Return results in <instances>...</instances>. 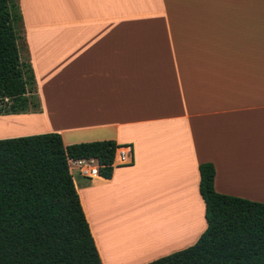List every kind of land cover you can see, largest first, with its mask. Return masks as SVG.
I'll list each match as a JSON object with an SVG mask.
<instances>
[{
  "label": "crops",
  "instance_id": "obj_1",
  "mask_svg": "<svg viewBox=\"0 0 264 264\" xmlns=\"http://www.w3.org/2000/svg\"><path fill=\"white\" fill-rule=\"evenodd\" d=\"M19 7L39 111L0 116L11 129L0 140L55 133L64 146L131 149L110 179H74L69 162L102 264H148L196 243L201 164L214 167L216 193L264 204V0ZM138 213L152 220L142 232L151 239L124 257Z\"/></svg>",
  "mask_w": 264,
  "mask_h": 264
},
{
  "label": "trees",
  "instance_id": "obj_2",
  "mask_svg": "<svg viewBox=\"0 0 264 264\" xmlns=\"http://www.w3.org/2000/svg\"><path fill=\"white\" fill-rule=\"evenodd\" d=\"M21 51L27 53L19 0H0V116L39 111ZM117 147L64 146L55 133L1 139L0 264H102L69 162L95 161L98 175L110 179ZM198 171L206 229L191 247L148 264H264V204L216 193L211 164Z\"/></svg>",
  "mask_w": 264,
  "mask_h": 264
},
{
  "label": "rangeland",
  "instance_id": "obj_3",
  "mask_svg": "<svg viewBox=\"0 0 264 264\" xmlns=\"http://www.w3.org/2000/svg\"><path fill=\"white\" fill-rule=\"evenodd\" d=\"M23 44H21V46H22ZM21 55H22V57L23 58H25L26 57V55H27V53H25L24 51H21ZM8 122H6V123H4L3 121H1L0 120V135H3L2 133H6V132H9V133H11V129L9 128V126H8V124H7ZM13 134H15V133H13ZM12 135V134H11ZM8 136V135H7ZM1 137V136H0ZM72 173H73V177H74V179H77L76 178V167L74 166L73 168H72ZM144 214H146V213H144ZM142 215V213L141 214H137L139 217H138V222H140V223H137V224H133L132 222H127V226H126V228H131L132 230H136V231H133V232H135V233H132V234H136V235H139V236H137V237H134V236H132V234H130L131 236V238L130 239H133L134 241H135V245H138V247L140 248V250H139V248L136 246V249H138V250H136V249H134V251L132 250V252H128V251H124V250H122V253L124 254L123 256L125 257V256H131V255H129V254H141V253H143L145 250H146V248H148L147 246H148V243H147V246L146 245H144L147 241H150V239L151 238H149L150 236H148V235H151V234H143L144 232L143 231H146L145 229H146V226L147 225H149V224H151L152 223V220L150 219V218H148L146 215ZM142 222H145V223H142ZM125 228V229H126ZM139 230V231H138ZM143 232V233H142ZM142 233V234H141ZM145 236H147V240L145 239ZM142 238L143 239H145V240H142ZM146 241V242H145ZM143 242H145L144 244H143ZM138 243H142V245H144V249L142 248V246L140 247L139 245L140 244H138ZM134 245V246H135ZM133 246V247H134ZM124 251V252H123ZM127 252L129 253V254H127Z\"/></svg>",
  "mask_w": 264,
  "mask_h": 264
},
{
  "label": "built area",
  "instance_id": "obj_4",
  "mask_svg": "<svg viewBox=\"0 0 264 264\" xmlns=\"http://www.w3.org/2000/svg\"><path fill=\"white\" fill-rule=\"evenodd\" d=\"M131 149L129 146L117 147L112 167L128 165L132 162ZM93 161H76V170L84 178H93L98 176L97 168L93 166Z\"/></svg>",
  "mask_w": 264,
  "mask_h": 264
},
{
  "label": "bare ground",
  "instance_id": "obj_5",
  "mask_svg": "<svg viewBox=\"0 0 264 264\" xmlns=\"http://www.w3.org/2000/svg\"><path fill=\"white\" fill-rule=\"evenodd\" d=\"M148 236H150V235H148ZM147 238V236H145V239ZM145 239H143L142 238V240H145ZM147 240V239H146ZM126 243H124V244H122V247L124 248V251L126 250V251H128V252H132V250L134 251V249H136V246L138 247V245H135V241L133 240V239H126ZM146 242V241H145ZM145 242H143V244L145 243ZM147 243L149 244V241H147L144 245H146L147 246ZM138 244H140V243H138ZM135 245V246H134ZM144 245H142V243L139 245L140 247L142 246V248L144 247ZM134 246V247H133ZM139 248V247H138ZM144 249V248H143ZM147 249V248H146ZM136 250H138V249H136ZM139 250H140V248H139ZM123 251V252H124ZM121 252V251H120ZM127 252V254H129Z\"/></svg>",
  "mask_w": 264,
  "mask_h": 264
}]
</instances>
